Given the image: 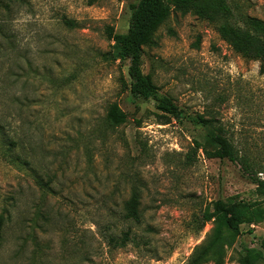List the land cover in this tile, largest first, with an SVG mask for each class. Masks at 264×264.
I'll list each match as a JSON object with an SVG mask.
<instances>
[{"label":"rangeland","instance_id":"1","mask_svg":"<svg viewBox=\"0 0 264 264\" xmlns=\"http://www.w3.org/2000/svg\"><path fill=\"white\" fill-rule=\"evenodd\" d=\"M137 1L0 0V264H240L264 239L248 212L197 229L211 201L264 200L239 163L194 150L203 117L264 164V67L171 6L142 50L156 95L180 110L162 114L132 96L128 62L110 56L108 35L127 31ZM203 3L240 28L243 16L264 20V0ZM111 104L124 123L107 122ZM132 191L140 223L123 218ZM215 237L220 253L195 261Z\"/></svg>","mask_w":264,"mask_h":264},{"label":"trees","instance_id":"2","mask_svg":"<svg viewBox=\"0 0 264 264\" xmlns=\"http://www.w3.org/2000/svg\"><path fill=\"white\" fill-rule=\"evenodd\" d=\"M171 6L179 11H192L198 17L205 19L216 26L220 38L226 41L240 56L258 61L260 67H264V20L243 16L241 22L244 28L230 24L225 16V11L215 5L203 3V0H138L130 6V19L128 29L123 34L109 33L111 45V59L128 62V75L130 77L129 91L134 97L143 99L153 98L155 108L164 115L178 117L180 110L168 97H158L156 86L149 74L141 71L142 50L153 43V37L159 27L168 19ZM220 10L222 13H220ZM106 120L116 126L125 122V115L116 104H111L106 112ZM203 126V143L194 141V150H206L209 147L210 156L218 159H226L237 162L241 169L255 185L254 192L264 200V177L258 176L264 173V164L259 160L251 159L246 155H239L236 147L224 136V129L214 125L211 119L199 117ZM223 137L219 142L218 138ZM140 194L132 191L130 197L124 202L123 218L129 222L140 223L139 211ZM248 212L254 220H264V209L260 207V201H243L234 197L216 199L211 201L200 213L197 229H201L207 222L221 223L231 217H237ZM3 229V217L0 215V241ZM112 241H114L111 238ZM128 240V232H123L122 238L117 244L125 245ZM223 241L221 237L210 239L207 244L196 249L195 261H202L210 255H218ZM264 263V239H260L254 247L242 248L240 264Z\"/></svg>","mask_w":264,"mask_h":264}]
</instances>
